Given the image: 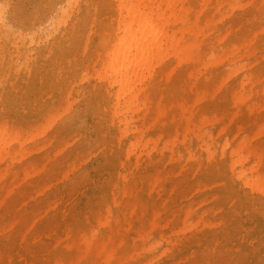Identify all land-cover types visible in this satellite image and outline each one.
<instances>
[{"label": "rangeland", "instance_id": "rangeland-1", "mask_svg": "<svg viewBox=\"0 0 264 264\" xmlns=\"http://www.w3.org/2000/svg\"><path fill=\"white\" fill-rule=\"evenodd\" d=\"M74 2L70 10L68 0H0V69L8 79L6 88H0V128L5 125L13 130L40 134L36 143L30 144L27 152L17 160L18 175L0 183V264H92L82 247H69L67 236L76 238L92 230L101 236L107 231L96 220L107 203L103 189L112 181L105 162L108 156L110 160L117 158L119 137L105 112L99 82L84 61L83 46L86 36L88 39L91 33V41L97 42L102 25L116 19V2ZM179 2L186 6L202 5V0ZM232 2L236 4L234 10L221 4L220 14L215 18L216 26L199 38L201 50L206 53H210V47L221 55L234 49L231 58L225 57L223 62L210 66L198 77L195 89L212 94L195 104L196 111L199 116L210 118L205 127L215 142L226 137L230 141L237 136V139L248 138L250 150L264 152V114L258 118L240 112L230 119H220L230 109V91L239 88L242 78L253 77L247 89L260 92L264 86V0ZM205 14L202 22L208 17ZM71 29L79 33L72 40L65 35ZM58 48L59 52L55 53ZM227 60H234L241 70L230 78H227ZM71 61L75 67L69 71ZM78 63L82 65L76 67ZM165 68L174 69V81L167 86L163 102L185 101L183 87L194 90V83L184 81L189 65L177 66L170 59ZM74 69L76 72L70 76ZM49 82H55L54 86L49 87ZM221 84L224 86L219 90ZM157 88L156 85L155 90ZM44 112L49 114L44 115ZM214 117L220 121L216 122ZM131 127L133 130L135 126ZM167 130L173 131V127L168 125ZM128 136L126 145L133 138V132ZM179 140H183V136ZM192 143L196 150L194 136ZM199 154L201 161H206L205 154L201 151ZM121 157L124 160V152ZM219 157L220 152L216 158ZM134 158L133 155L131 159ZM203 165L208 166L207 169L195 179L196 169L186 158L180 160L179 165L166 163L165 166L148 167L143 163L134 172L130 182L139 188L135 193L138 210L133 214L131 211L122 213L133 219L129 241L136 242V253L140 255L132 260L128 256L130 251L115 240V264H150L154 257L157 258L153 264H264V221L258 227L244 217L229 224L228 210L219 197L226 187L222 182L225 168L218 171L220 165L217 163ZM160 171L167 175L176 172V176L169 178L163 187L152 189L149 180ZM226 172L231 185L240 195L249 198L264 218V196L252 193L233 177L229 162ZM198 182L205 186L202 191L197 190ZM199 192L208 193L207 203ZM116 200L125 204L134 198L117 196ZM192 203L197 213H193L191 223L208 214L209 208L215 211V217L209 216V220L220 226L211 240L208 239L209 230L200 234L196 229L197 233L186 235L188 239L194 238L189 248L179 245L182 251L177 258H173L165 242L153 253L142 251V241H136L140 228L148 227L151 232L148 242L157 243L158 235L163 232L167 235L174 225L181 230L182 220ZM177 210L179 219L166 229L168 220L175 219L173 215ZM157 215L161 226L153 227L151 222ZM165 250L169 252L161 255ZM122 259L124 261L119 263Z\"/></svg>", "mask_w": 264, "mask_h": 264}, {"label": "bare ground", "instance_id": "bare-ground-1", "mask_svg": "<svg viewBox=\"0 0 264 264\" xmlns=\"http://www.w3.org/2000/svg\"><path fill=\"white\" fill-rule=\"evenodd\" d=\"M79 1L87 2V0ZM114 1L116 2L114 7L116 19L108 25H102L97 34V42L91 41V33L88 39L86 36L87 42L83 46L84 61L91 67L99 82L105 112H108L106 114L110 117L111 127L117 129L119 137L116 147L117 158L110 160L108 156L105 162L112 181L103 189L107 203L104 204L103 211L99 213L96 220V223L100 227L107 228V231L101 236L95 230L82 233L76 238L67 236L69 247L72 249L82 247L85 256L91 258L92 264H115L116 250L113 248V242L117 240L119 246H125L126 251H130L128 256L134 260L135 256L140 254L136 253V242L129 241L133 219L126 218L122 213V211H131L133 214L138 210L135 193L139 188L138 185L131 184L132 175L143 163H146L148 167L158 164L165 166L166 163L179 165V161L183 158H186V162L196 169L194 179L207 169L208 166L204 167V163L219 164L218 171H223L225 168L222 182L226 187L219 193V197L223 203L225 202L223 205L228 210V223L232 225L247 217L251 223H256L260 227L264 221L263 216L249 198L240 195V191L231 185V179L227 178L226 167L229 162L233 177H236L252 193L264 196V152L250 150L248 138L237 139V136L234 141H230L226 137L221 142H215L212 134L205 127L210 118L199 116L195 106L198 101L212 94L195 89L198 77L203 76L204 71L210 66L223 62L225 57L231 58L230 55L234 49L230 53L222 54L223 56L217 54L213 47L208 49L210 53H206L201 50L202 42L199 38L216 26L215 18L217 14H220L221 4L232 7L234 10L236 4L233 2L235 1L202 0L201 7L186 6L185 3L180 4L179 0ZM73 3H75L74 0H68L70 10L73 9ZM205 12L208 13L205 14ZM204 14L208 17L202 22ZM223 18H220L218 22H221ZM77 34L79 35L75 29L65 33L71 40L77 37ZM51 52L54 53V51ZM58 52L59 48L55 50V53ZM170 59H173L177 66L181 63L189 65L190 70L184 81L194 83V90L183 87L187 99L183 102L166 101L167 104L163 102L166 98L167 86L174 81V69L165 68L166 62ZM227 62H229L227 78L241 71L239 64L234 60H227ZM81 65L78 63L76 67ZM73 67L75 65L71 61L69 71ZM74 72H76L75 69L70 76ZM252 79L251 76H245L239 88L230 91V109L220 119H230L240 112L258 116V118L264 114V86L260 92L252 88L247 89ZM7 82V76L0 69V88H6ZM54 84L48 83L49 87H53ZM224 84H221L219 90ZM156 85L159 87L157 90H155ZM46 114L49 113L44 112V115ZM212 119H216V122L220 121L215 117ZM132 125L135 126L133 130ZM168 125L173 127V131L167 130ZM153 130L157 132L153 133ZM131 132H133V138L126 145L125 139ZM222 132L224 133L225 130ZM39 135V132L13 130L5 125L0 128V183L7 177L14 178L18 175L15 167L17 160L27 152L30 144L36 143ZM181 136L183 140H179ZM192 136L196 140V150L193 149ZM198 150L205 154L206 161H201L203 159ZM123 152L124 160L121 157ZM218 152L220 157L216 158ZM133 155L135 158L132 160ZM174 176L176 172L167 175L165 171H160L153 178L151 177L148 185L152 189L158 186L163 187L164 183ZM204 188L203 183H197L198 191ZM199 193L202 194V200L205 199L204 203H207L208 193ZM117 196L129 200L134 198V201L119 203L116 200ZM195 208L194 203L188 207L180 231L179 227L174 225L177 218L179 219V210H177L173 215L175 219L168 220L166 225V229H170L172 225L174 228L170 229L167 235H164V232L160 233L157 243L148 242L151 236L148 227L140 228L136 232V241H142V251L153 253L162 245V242H165L171 249L173 258H177L182 251L179 245L184 244L183 247L187 245L189 248L194 238L188 239L186 235L197 233L196 229H199L200 234L209 230L210 238L208 239L211 240V235L217 226H220L219 223L218 225L209 220V216L215 217V211L209 208L208 214L201 215L202 217L196 222L191 223V217L196 212ZM159 217L157 215L151 222L153 227L161 226L158 223ZM168 252L165 250L161 255ZM156 258L151 259L149 263L153 264ZM122 261L124 260H120L119 263Z\"/></svg>", "mask_w": 264, "mask_h": 264}]
</instances>
